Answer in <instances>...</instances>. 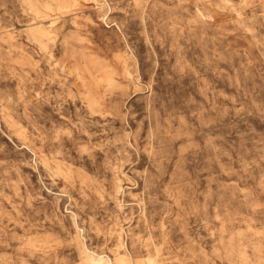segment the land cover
Segmentation results:
<instances>
[{
	"label": "rangeland",
	"instance_id": "1",
	"mask_svg": "<svg viewBox=\"0 0 264 264\" xmlns=\"http://www.w3.org/2000/svg\"><path fill=\"white\" fill-rule=\"evenodd\" d=\"M0 264H264V0H0Z\"/></svg>",
	"mask_w": 264,
	"mask_h": 264
}]
</instances>
